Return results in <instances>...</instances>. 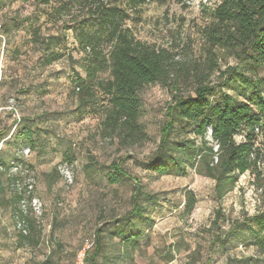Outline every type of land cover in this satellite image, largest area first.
<instances>
[{
  "label": "rangeland",
  "instance_id": "374dc122",
  "mask_svg": "<svg viewBox=\"0 0 264 264\" xmlns=\"http://www.w3.org/2000/svg\"><path fill=\"white\" fill-rule=\"evenodd\" d=\"M61 1H68V11H52ZM219 1H150L131 13L126 25L133 36L167 50L175 75L138 90L139 122L148 139L124 143L103 133L99 103L83 113L76 108L73 72L84 76L78 65L66 56L46 67L35 64L39 53L32 41L33 29L42 36H65L66 52L80 62L82 53L70 30H63L83 14L79 0H49L47 4L0 0V32L8 28L7 36L0 34V155L19 160L17 170L0 169V264H76L97 227L104 231L97 264H261L242 223L261 206L264 157L257 163L258 174L240 175L220 201L214 199V181L209 177L192 169L181 176H156L139 162L155 150L173 94L190 93L196 80L204 78L215 86L216 97L225 92L241 99L242 85L230 77L235 72L264 76V67L253 75L233 51L212 47L205 40L203 29ZM100 77L106 78L107 73ZM95 96L97 100L103 97L98 90ZM18 117L33 118L44 131L35 135L31 148L12 142L15 125L11 122ZM258 146L264 156V146ZM119 159L128 177L110 184L107 165ZM15 172H19L17 187L30 190L31 199L22 204L33 221L31 227L13 217L8 176ZM132 178L164 199L151 209L154 223L138 247L130 256L121 257L117 239L111 240L105 231L106 221L129 210ZM189 191L196 202L187 215L184 194ZM216 210L224 217L213 222ZM30 234L39 237L36 245L22 237ZM216 236L225 238L224 246L212 243Z\"/></svg>",
  "mask_w": 264,
  "mask_h": 264
},
{
  "label": "trees",
  "instance_id": "16d2710c",
  "mask_svg": "<svg viewBox=\"0 0 264 264\" xmlns=\"http://www.w3.org/2000/svg\"><path fill=\"white\" fill-rule=\"evenodd\" d=\"M39 1L49 3V0ZM150 1L163 0H79L83 14L79 19L70 20L63 30H70L77 51L82 53L80 62L66 52L65 36H42L38 29L31 32L39 53L35 64L46 67L66 56L68 61L78 65L84 76L73 72L78 91L76 108L83 113L87 107L99 103L103 133L124 143L148 139L139 122L138 90L149 84L164 83L175 75L170 53L137 40L126 25L131 13ZM68 9V1L52 7V11L59 13ZM209 16L210 22L203 32L212 47L233 51L245 70L253 75L264 67V0H220ZM0 34L7 36L8 28L4 27ZM102 73H107V77L101 78ZM230 78L242 85L241 99L225 92L216 97L215 86L204 78L196 80L190 93L173 94L164 112L155 150L139 161L143 169L156 176H181L192 169L214 181L216 201L232 189L240 175L258 174L257 163L264 157L258 146L259 143L264 146V76L235 72ZM97 90L103 95L101 100L95 96ZM13 124L10 137L16 146L31 148L35 135L44 132L33 118L18 117L12 120ZM9 129L10 126L4 131ZM18 161L16 157L6 160L0 155V169L14 167L17 170ZM121 162L122 159L114 160L107 165L106 177L110 184L128 177ZM18 175L19 172H15L8 176L15 205L13 217L31 227L33 221L22 204L26 198L31 199V194L30 190L17 187ZM132 181L129 210L106 221L105 231L111 240L117 239L121 257L130 256L138 247L146 230L154 223L151 209L164 199L147 191L138 179L132 178ZM261 196L260 208L246 216L242 225L264 264V187ZM195 202L194 194L186 192L183 212L190 214ZM214 213L213 222L224 217L218 210ZM103 235L100 227L94 229L93 241L83 251V264H97V258L103 253ZM22 237L30 245H36L39 239L31 234ZM215 241L220 246L225 244V238L220 236L212 243Z\"/></svg>",
  "mask_w": 264,
  "mask_h": 264
},
{
  "label": "built area",
  "instance_id": "2783aa9c",
  "mask_svg": "<svg viewBox=\"0 0 264 264\" xmlns=\"http://www.w3.org/2000/svg\"><path fill=\"white\" fill-rule=\"evenodd\" d=\"M241 137H238V139H240ZM83 255L78 259V261L76 262V264H83Z\"/></svg>",
  "mask_w": 264,
  "mask_h": 264
}]
</instances>
